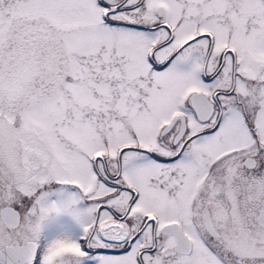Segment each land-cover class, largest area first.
I'll return each mask as SVG.
<instances>
[{
	"label": "snow or ice",
	"instance_id": "obj_1",
	"mask_svg": "<svg viewBox=\"0 0 264 264\" xmlns=\"http://www.w3.org/2000/svg\"><path fill=\"white\" fill-rule=\"evenodd\" d=\"M0 264H264V0H0Z\"/></svg>",
	"mask_w": 264,
	"mask_h": 264
}]
</instances>
